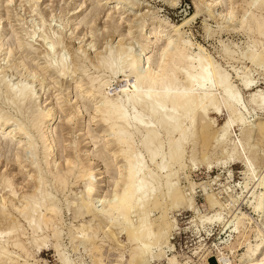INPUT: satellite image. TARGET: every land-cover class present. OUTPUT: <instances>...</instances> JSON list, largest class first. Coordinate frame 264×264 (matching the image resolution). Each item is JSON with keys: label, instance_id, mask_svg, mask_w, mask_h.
Wrapping results in <instances>:
<instances>
[{"label": "bare ground", "instance_id": "bare-ground-1", "mask_svg": "<svg viewBox=\"0 0 264 264\" xmlns=\"http://www.w3.org/2000/svg\"><path fill=\"white\" fill-rule=\"evenodd\" d=\"M6 1L9 3L11 0ZM107 1H114L116 5L118 3L126 4V9L133 8L132 6H135L133 3H136L133 0H105V2ZM168 1L173 5L177 3V0L175 2ZM215 1L195 0V13L185 17L178 24L158 18L156 21L153 20L154 23H146V25L144 18L148 12L134 11L133 17L127 24V34H130V37L136 36L134 40L140 43V48L137 46L138 49L135 47L126 48L125 45L129 43L126 44L127 38L124 36L119 37L118 41L116 40V45H112L113 38L116 37L115 28H113L110 31H104L102 37L106 38V42L101 49L98 48L97 51H94L92 57L83 46L76 48L72 46L71 67L64 58L65 53L58 55L57 58L50 56V53L60 45L59 43L64 38H52L49 42L47 41L49 47L45 48L43 52H39V55L43 53L46 64L45 67L41 66L42 68L38 70L30 69L21 57V48L28 42H20L17 39L15 48L10 47L9 50L6 48L7 52L4 54L8 57L20 51L19 57L21 58H18L20 61L14 62V65H8L10 69L13 66L15 68V66L22 65L28 73L27 75L32 74V77L28 79L26 75L25 77L21 74L25 77V81L22 79L23 81L18 80L19 82L13 83L11 80L13 78L8 79L5 76L7 75L5 68L0 66V83L4 86L6 97L14 105L8 115L0 114V142H5L6 145H11L15 149L14 157L18 164L21 165L23 159L27 160V163H23L30 167V172H26L29 184L19 193L15 188L16 185L12 186V176L10 178L7 172L0 174L2 189L9 187L8 190H4V192L8 191V196L0 194V223L5 225V228L0 229V264H4L2 257L5 256L7 260L11 261L18 259L17 252L10 251V248L20 249L27 254V247L40 248L48 242L47 237L50 234L58 236L57 217L61 215L62 211L60 201L62 196L59 197L58 194H62L66 201L67 191L77 181L83 182V190L76 196L75 200L77 201L72 202L75 208L73 213L75 217L81 216L83 221L77 224L75 230L79 233L78 236L81 237V240L86 243L85 247L92 251L91 253L97 252L95 254L97 256L92 254L97 264H104L102 260L104 252L101 251L99 245L101 243L97 242L102 240L101 238L97 239L98 229L101 225L105 227L103 238L111 239L116 246L121 244L112 227L122 226L131 243L129 262H135L136 254L141 255L137 261L142 264L151 258L163 255L164 252L159 243L166 242L167 232L173 228V225L165 217V204L180 205V201L185 196L179 188L176 173L172 170L171 165L181 161L186 149L184 144L188 137L195 138V136L205 134L208 138L215 136L219 143H224L229 137L231 126L236 124L241 127L242 132L248 130L247 137L250 138L256 120L264 119L262 117L264 115V89L256 88L250 93L249 100H244L239 85L233 82L228 70L207 52L203 45L194 42L183 32L185 31L183 27L190 20L199 13L206 12L213 18L216 15L223 17V20L232 26V30L243 32L249 38L254 35L264 36V0H240L237 7H235L234 0H231L228 1L229 9L226 13L217 11L216 14L214 8L218 3ZM120 7L119 4L113 9H122ZM238 9L242 13L239 20L237 19L238 22L235 21L234 25L229 24ZM108 14L109 11L106 15L108 16ZM158 23L170 26L171 34L166 35L168 37L160 45L156 54L155 52L147 53L145 51L147 42L153 34L154 26L156 27ZM133 26L138 27V35L132 34L134 30L136 31V28L132 29ZM227 26L219 24L218 27L219 30H227L225 29ZM206 30L209 35L212 34L210 28L207 27ZM87 33H84L83 37L86 35L88 39L90 35ZM89 33L91 34V30ZM34 34L30 36L32 37ZM108 37L112 39L108 40ZM46 38L47 36L43 37L44 40ZM47 44L45 43V45ZM3 45L4 43L0 40V54H2ZM62 49L61 47L60 50ZM55 50L57 51V48ZM224 50L226 56L233 55V51ZM242 56L249 57L252 62H256L259 58H264V47L260 51L244 52ZM86 61L96 69L102 68L108 71V75L120 72L124 75L122 80L126 82V85L121 87L115 95H111L108 92L110 81L105 79V72L92 73L88 71ZM2 67L4 66L2 65ZM233 69L235 68L233 67ZM49 70L54 71L60 77L68 75L74 77L75 73H81V78L86 79L85 83L88 86H85L80 78L79 81H75L74 89L76 92L83 91L88 98L92 97L95 100L93 116H97L101 125H105L103 129L104 132L106 130L107 135L104 138L95 137L96 141L94 142L97 143L101 140L102 148L99 149L101 156L106 154L111 157V160L117 159L111 189L104 194L97 189L96 180L100 176H96L94 164L89 161V165L82 160L79 154L81 151L78 150L75 139L69 146L72 147L71 150H68L69 153L67 151V155L65 154L63 164L54 155L56 139L52 132V120L56 109L53 105H49L48 108L40 107V103L37 101L40 96L35 91L34 83V80H38V83L44 84L45 73ZM236 75L243 88L247 89L255 83L246 73L240 74L236 71ZM64 97L69 102L71 111L74 114L79 112V100L77 98L72 100L69 95ZM224 110L227 114L226 118L213 135H210L207 121L210 112L218 114ZM22 113L24 114L21 115ZM73 118L70 112L64 122H72ZM165 143L167 147L160 154L161 160L158 161L156 157L164 148ZM241 145L243 148L244 145ZM142 149L149 152L150 161L153 163L152 168L146 167ZM112 162L105 164L109 167ZM190 186H194L192 182ZM254 190L252 192L253 200L250 202L248 210L257 220L252 222V217L240 212L229 223L225 221L228 224L226 227L231 228L230 238L226 242L229 253L217 249L210 243V253L201 264H264V169L254 184ZM214 198L215 196L209 195L211 204L217 203L218 206H221L217 202L218 199L216 201ZM155 209H160V215L156 219H151L150 213ZM214 214L218 218L217 222H222L220 221L222 218H219L221 216L217 217L219 213ZM212 215L208 216L211 218L207 217L208 220L213 218ZM85 216L90 219L85 220ZM25 222L37 236L35 239H31V237L29 242L27 240L23 242L17 238L19 231L24 235ZM252 223L254 224L252 225ZM57 243L53 245L56 250L59 248ZM242 246L245 248L240 251ZM61 256H58L59 259ZM212 256L215 258L214 263L210 262ZM62 261L69 262L70 260L62 257ZM137 261L135 263L139 264ZM25 262L27 261L24 259ZM71 262L73 264V261ZM171 262L178 264L174 258L171 259Z\"/></svg>", "mask_w": 264, "mask_h": 264}, {"label": "rangeland", "instance_id": "rangeland-1", "mask_svg": "<svg viewBox=\"0 0 264 264\" xmlns=\"http://www.w3.org/2000/svg\"><path fill=\"white\" fill-rule=\"evenodd\" d=\"M173 1L175 2L176 0ZM216 1L218 5L214 8V10H216L215 14L218 12L226 13L229 9L228 1L231 0ZM133 2L135 6H132V3L130 4L133 8L126 9V4L118 3L117 5L120 4L122 9L114 10L113 8L117 7L115 2H105V0H11L9 3L6 0H0V40L4 43L2 54H0V66L3 69L5 68V74L7 73L5 76H7L8 79L12 77L13 79H10L13 83L22 79L25 81L26 76L28 79H31L30 77H32V74L27 75L28 73L22 65H18V67L15 66V68L13 66L11 68L12 70L9 66L14 65V62L18 63V61H20L19 59L22 57L30 69L36 68L38 70L45 67L44 65L46 63L43 58V53L39 55V52H43L45 48L49 47L47 43L52 38L64 39H62V43H59L60 45L54 48L50 56L57 58L58 55L60 56L62 53H65L64 58L70 65L72 62L71 58L73 57V51L71 50L72 46L73 48L83 46L88 50L90 57H92V55L94 56V51L98 48L101 49L106 42V38L102 37L104 31L107 32L113 28H115L116 37L113 38L112 45H116V40L118 41L119 37L124 36L127 38L126 44L129 43L125 45L127 46L126 48H140V43L134 40L136 36L130 37V34H127V24L133 17L134 11L139 12L140 10V12H148L144 18V21L146 20L145 24H152L158 18L173 24H178L181 23L185 17H189L195 13V0H177L175 5L171 4L168 0H133ZM234 2L236 3V6H234L237 7L240 0H234ZM108 11L111 17L109 14L108 16L106 15ZM241 14L240 9H238L234 14L238 17L233 15L234 18L232 17L233 19L229 24L234 25L238 22L237 19L239 20ZM215 23H219L220 26L228 25V22L223 20V17L216 15V17L213 18L208 13L201 12L183 27V30H185L183 32L194 42L203 45L206 51L228 70L233 78V82L239 85L244 100L248 101L250 93L253 90L256 88L264 89V58L262 57L261 59L259 58L260 60L258 59V61L252 62L249 57H243L242 53L254 50L260 51L264 47V36L254 35V37L249 38L243 32L232 30L231 25L225 28L227 30H219V24L216 25ZM91 27L93 29H90ZM207 27L212 30L211 35L208 34L206 30ZM135 28L136 31L134 30L132 34L138 35L139 29L136 26H133L132 29ZM90 30L91 34L89 33ZM170 30L171 27L165 24L160 25L158 23L156 27L154 26V30H152V36L154 37L151 36L149 38L150 40L147 42L148 47L146 46L145 51L147 53L155 52L156 54L160 45L168 37L166 35L171 34ZM33 33L35 34L31 37L30 35H33ZM84 33L90 35H88V39L86 35L83 37ZM46 36L47 38L44 40L43 37ZM109 38L110 37H108V40L112 39ZM17 39L20 42H28L26 44L24 43V48H21L22 56L19 57L20 51L13 55L11 54L12 56H6L4 54L7 52L6 48H8V50L10 47L12 49L15 48ZM130 40L133 41L131 42ZM45 43L47 45H45ZM61 47L63 51L60 50ZM56 48L57 51L55 50ZM224 49L233 51V55H231V57L226 56ZM85 63L87 69H89L88 71L92 73L105 72V79L110 81L108 92H110L111 95H115L121 87L126 85V82L122 80L124 75L120 72L114 75H108V71L102 68L96 69L90 62L88 64V61ZM2 65L4 67H2ZM233 67L235 69H233ZM235 70L240 74L246 73L255 83L247 89L243 88L239 84L240 79L237 77ZM21 74L26 76L24 77ZM73 76L74 77L70 75L67 77H60L54 71L49 70L45 73L46 80L44 84L38 83V80H34L35 91L39 94L38 96H40L37 101L40 103V107L43 108H48L49 105L55 106L56 112L52 120V132L56 139L54 155L57 156L58 161L63 164L65 154L67 155V151H70L72 148L69 146L76 140L75 143L78 145V150L81 151L80 153L78 151V153L82 160L86 164H94V172L97 177L100 176V178H98L99 181L96 180L97 189L104 194L111 189L112 177L115 175L114 167L116 166L115 162L117 159L111 160V157L108 155L105 154L101 156L99 154V149L102 148L101 140L97 143L94 141H96L95 137L97 136L98 138L107 136L106 130L104 132L103 129L105 125H101L102 123L99 122L97 119L98 117L96 116V118L93 116L95 100L92 97L88 98L83 91L76 92L74 89L75 81L80 80L82 76L81 73H75ZM83 76L86 77L85 75ZM34 78L33 76V79ZM82 81L85 86H88L87 83H85V78L84 80L82 79ZM0 85V111L2 110L0 114L2 113V115L5 116L12 111L14 105L6 97L7 93L3 84L0 83ZM67 95L71 96L72 100L76 98L79 100V112L74 114V112L71 111V108H69L70 104L64 97ZM70 112L74 118L72 122L66 123L64 121L69 117ZM23 114L24 113L21 115ZM226 115L225 110L218 114L210 112V117L207 119L209 123L208 132L210 135H213L216 129L223 123ZM262 117H264V115H262ZM253 130L252 136L248 138V130L242 132L241 127L234 124L231 126L229 137L224 143H219L215 136L208 138L205 134L195 136V138L192 136L188 137L185 142L186 144H184L186 149L180 159L181 161L172 164L173 166L171 165L172 170L176 173L178 185H180L179 188L185 194L183 197L185 202L182 199L180 205L165 204L168 206H165V217L170 224L173 225V228L167 232L168 239L166 242L162 241L161 243L163 244L159 243V245H161V250L164 252L163 255H160L158 258H151L145 264H174L171 262L172 258H174L178 264H201L204 259L208 257L211 244L216 246L217 249L229 253L226 248V242L230 238L231 228L228 229V227H226L228 225L226 224L227 221V223H229V221L233 219L235 215L240 214V212H244L252 217V222L257 220V218H254L251 212H249L248 208H250V202L253 200L252 192L255 191L254 184L260 172L264 169V119H257L253 126ZM241 144L244 145L243 148ZM166 147L167 144L165 143L164 148L160 151L156 160H161L160 154ZM192 147H194V149H192ZM142 154L145 159L146 167L152 168L153 163L150 161L149 152L142 149ZM14 155L15 149L11 147V145H6L5 142L3 143L1 141L0 174L2 172H7L10 178L12 176V186L16 185L15 188H17L19 193L20 190L26 189L29 184L26 175L30 172V167L27 166V164L24 165V163H27V160L25 161L23 158L21 165L18 164ZM106 162H112V164L107 167L105 164ZM118 164L120 163L118 162ZM98 173L101 174L99 175ZM253 173H255V175H253ZM81 182L82 181H77L71 185L70 190L67 191L66 201L62 194H58L59 197L62 196V198L60 197L62 204L61 215L57 217L58 219L56 218L59 223L57 224L59 228L58 236L50 234L47 237L48 242L40 248L34 246L27 247V254L20 249L10 248V251L17 252L16 256L19 257L13 261L7 260L5 258L6 256L2 257V262H4V264H71V261H73V264H97V261L94 260L95 257H93L97 252L91 253L92 251H89L88 248L85 247L86 243L81 240V237L78 236L79 233L75 230L77 224L83 221L81 216L75 217L73 213L75 208L72 205V202L77 201L75 200L77 199L76 196L83 190V182ZM191 182L194 186H190ZM0 186V194L8 196V191L4 192V190H8L9 187L2 189V184H0ZM209 195L215 196L214 199H216V201L218 199L217 202H219L221 206H218L217 203L212 205L209 201ZM159 213L160 209H155L150 213V218L156 219L159 217ZM214 213H219L217 217L221 216L219 218L222 219L219 220L222 222H217L218 218H216V214ZM211 214H213V218L208 220V218H211L208 217L211 216ZM84 218L85 220L90 219L88 216ZM253 224L254 223H252V225ZM1 228H5V225L2 223H0V229ZM103 230H105V227L101 225L98 229L97 239L99 240L101 238L102 240L97 242L98 244L101 243L99 245L101 246V251L104 252L102 257L104 264H120L122 262V264H134L137 260L139 261L141 255L136 254L135 262H129V248L131 243L130 238L125 234L122 226L112 227V230L116 234L115 236L122 246H116L111 239L103 238ZM120 230L122 231L120 232ZM24 231V235L26 236L21 234L20 231L18 232L19 235L16 233L18 235L17 238L21 241L26 242L27 240V242H29L31 241V237V239L37 238L36 233L32 232L26 222ZM250 237L253 238L251 235ZM54 243H57L59 247L58 250L53 247ZM244 248L245 247L242 246L240 251L244 250ZM59 250L61 251L59 252ZM57 255L62 256L59 259ZM62 257L70 261H62ZM118 258L121 259L119 260ZM24 259L27 262L24 263ZM138 263L142 264V262Z\"/></svg>", "mask_w": 264, "mask_h": 264}, {"label": "water", "instance_id": "water-1", "mask_svg": "<svg viewBox=\"0 0 264 264\" xmlns=\"http://www.w3.org/2000/svg\"><path fill=\"white\" fill-rule=\"evenodd\" d=\"M210 262L211 263H214L215 262V258L212 256V257H210Z\"/></svg>", "mask_w": 264, "mask_h": 264}]
</instances>
